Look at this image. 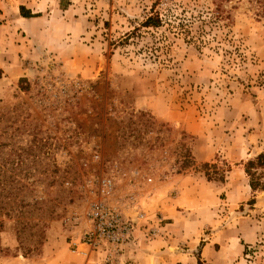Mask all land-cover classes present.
I'll return each mask as SVG.
<instances>
[{
	"label": "rangeland",
	"instance_id": "374dc122",
	"mask_svg": "<svg viewBox=\"0 0 264 264\" xmlns=\"http://www.w3.org/2000/svg\"><path fill=\"white\" fill-rule=\"evenodd\" d=\"M151 11L160 26H141ZM256 13L251 0H0V171L38 206L22 241L0 217V264H127L70 246L109 173L117 197L163 217L175 184L194 188L145 264H264V189L244 170L264 152Z\"/></svg>",
	"mask_w": 264,
	"mask_h": 264
},
{
	"label": "built area",
	"instance_id": "2783aa9c",
	"mask_svg": "<svg viewBox=\"0 0 264 264\" xmlns=\"http://www.w3.org/2000/svg\"><path fill=\"white\" fill-rule=\"evenodd\" d=\"M98 185V192H94L88 204L86 225L71 239L70 246L73 252L83 255L97 252L105 261L113 263L126 254L136 231L145 240L157 236L164 218L156 211L152 215L132 192L117 197L112 174L101 178Z\"/></svg>",
	"mask_w": 264,
	"mask_h": 264
},
{
	"label": "trees",
	"instance_id": "16d2710c",
	"mask_svg": "<svg viewBox=\"0 0 264 264\" xmlns=\"http://www.w3.org/2000/svg\"><path fill=\"white\" fill-rule=\"evenodd\" d=\"M251 1H254L256 5L257 8L256 14L264 17V0H251ZM152 8L153 6L151 7V9ZM217 8H220L218 4H217ZM19 9L24 17L34 16L29 11L26 13L24 11V7L22 6H20ZM160 24H161L160 17L158 13H155V11H151V13L148 16H146L143 19V21L140 23V25L143 27H159ZM134 31H136V28H133L132 31L127 33L125 39H128L130 35L134 33ZM263 165H264V152L257 154L256 157L253 159H249L245 164L244 170L249 176V185L253 190L258 188L264 189V174L263 172H258V169L263 167ZM9 183L11 184V186H9ZM18 184H19V179L17 178L16 174L13 173L11 175H4L0 171V217L1 216L9 217L12 214L16 216L15 220L17 222V237L20 239V233H24V231L26 232L32 229L33 227L37 226V223L32 224V222L30 221H23L22 216L31 213L35 208H38V206H36L35 202L29 203V202H25L22 199L23 193L21 187H19ZM3 226H4V221L0 219V230L3 228ZM37 243H39V240ZM1 250L2 249L0 247V251ZM197 264H202L200 258H197Z\"/></svg>",
	"mask_w": 264,
	"mask_h": 264
},
{
	"label": "crops",
	"instance_id": "0c3cea01",
	"mask_svg": "<svg viewBox=\"0 0 264 264\" xmlns=\"http://www.w3.org/2000/svg\"><path fill=\"white\" fill-rule=\"evenodd\" d=\"M171 179H173V177H171ZM183 179H184V177L182 178V180ZM181 184H179V182H178V185L175 184V186H173V187L177 186L178 191L174 192V194H172L170 196V201H165V204L161 203V205L159 206L161 210H164L169 205H172L175 207L174 208L175 213L172 212V209H170V208L165 212V214L166 215L168 214V215L166 217H163V218H165L166 221L169 220V218L171 220L164 222L162 224L161 228L159 229V233L160 232L163 233L168 229H170V230L176 229L175 226L178 225L182 220V219H180L178 221L179 215L177 214V212L182 213V210H177L178 206H181V205L186 206L187 205L186 207H190V205H192V201L194 202V193H192L194 188H192V189L190 188L191 193H188L185 195L184 190L181 187ZM195 199H196V197H195ZM146 203H148V201H146ZM180 225H181V223H180ZM158 235H160V234H158ZM134 236H135L134 240L131 243H129V246L126 250L125 256H126V260H127L126 263L127 264H145V263H147L149 258L153 259V262H154V259L159 260V258H160L159 254L157 251H155V249L157 250V248H154L155 245H153V243L157 244V241H158L157 239L154 238L151 241L145 240L143 238L142 234L138 231L135 232ZM158 237H160L161 240H164V236L160 235ZM166 240H169V239H166ZM163 242H165V244L167 243V241H163ZM150 245H152V247L154 248V250L152 252H157V253H147L146 252V250H148ZM167 247H169V246H167ZM160 249L161 248H158V251ZM190 250H192V249H190ZM176 262H179L181 264H196V259L189 256V257H187V261H185V263H184V261L182 263L181 259L175 260L174 263H176Z\"/></svg>",
	"mask_w": 264,
	"mask_h": 264
}]
</instances>
